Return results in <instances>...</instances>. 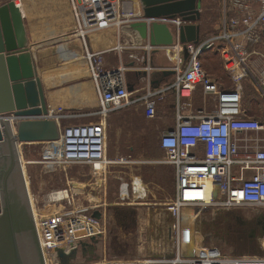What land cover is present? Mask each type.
Returning a JSON list of instances; mask_svg holds the SVG:
<instances>
[{"label": "built area", "instance_id": "obj_1", "mask_svg": "<svg viewBox=\"0 0 264 264\" xmlns=\"http://www.w3.org/2000/svg\"><path fill=\"white\" fill-rule=\"evenodd\" d=\"M9 1L21 2L0 0V5ZM69 3L76 34L86 48L90 32L110 26L120 28L142 19L126 1L69 0ZM161 20L169 22L178 36L185 23L179 16ZM263 29L264 0H224L221 33L206 43L196 45L178 40L170 46L177 52L189 51L187 58L178 56L177 67L173 69L176 72L174 81L167 89L149 87L137 99L145 104L147 117L154 118L159 98L166 90L171 89L177 97L176 123L160 138L166 163L173 167L175 174L174 195L167 205L172 216L169 228L172 251L169 256L146 258L143 264H264V246L262 255L227 256L218 247L196 239L199 218L211 210L264 206V118L250 115L243 103L246 79L253 81L264 93V68L258 75L253 74L249 57L254 52L247 46L264 41ZM216 40L222 41L219 49L232 73V87H223L207 73L202 63V53ZM88 61L101 118L95 122L61 125L60 137L46 142L43 157L52 169L66 164L87 165L92 177L103 182L110 164L133 161L124 157L109 158L107 119L128 107L131 93L138 89L134 87L129 91L125 68L107 69L95 53H88ZM197 89L213 101L212 110L187 111L185 105L188 103L182 99H192ZM54 116L63 122L73 118L63 110H57ZM0 118L16 121L14 115L0 114ZM124 183L129 193V183L123 182L121 194ZM66 199L69 197L62 200ZM35 219L37 224V215ZM102 219L94 214L71 211L62 219H55L56 224L49 225V234L44 235L41 228L39 236L45 257L52 253L57 257L56 248L60 245L71 246L81 240L101 237L105 232ZM61 224L60 229L56 228ZM75 232L78 234L70 236ZM65 238H71L69 243L64 244Z\"/></svg>", "mask_w": 264, "mask_h": 264}, {"label": "rangeland", "instance_id": "obj_2", "mask_svg": "<svg viewBox=\"0 0 264 264\" xmlns=\"http://www.w3.org/2000/svg\"><path fill=\"white\" fill-rule=\"evenodd\" d=\"M21 1L24 2V0ZM215 2L217 5L218 1ZM34 10L38 17L46 20L50 19L54 8L46 0H42ZM214 17L207 15V21ZM247 46L249 51L254 52L249 57L251 62L264 64V41L248 43ZM59 63L62 65L64 62ZM128 64L129 61L126 60L122 67L127 68ZM228 84L231 85L229 79ZM139 85L142 89L133 91L129 106L111 114L107 119L109 158L113 160L124 157L133 161L110 164L106 171V181L102 182L101 179L92 177L90 167L87 165L66 164L52 169L43 157L46 142L20 144L19 148L33 197V208L35 207L37 221L38 223L40 221L39 227L40 230L42 228L44 235L49 225L56 224L55 219H62L71 211L86 215L99 211L103 217L102 224L105 232L100 243L103 250L100 248L97 250L99 258L91 260L90 256L80 254L73 264H128L127 261L140 258L144 252L155 248L161 249V246H158V243H152V239L147 235L150 236L162 227L165 230L168 226L167 205L174 195L175 174L173 167L166 163V152L160 146V138L174 125L177 98H159L157 114L154 118H149L145 112V104L137 99L153 86L145 80ZM95 99L96 105L90 109L73 107L67 110L60 107L58 110L73 116L64 122L59 119L60 127L70 123L100 120L97 96ZM183 101L188 103L187 111L194 112L198 106L211 107L214 104L211 99L205 98L201 89L195 92L192 99L185 98ZM243 103L250 115L264 118V93L250 79L244 80ZM50 112L51 116L56 114L52 110ZM123 182L129 183V193L124 183L121 194L120 187ZM55 191H66L69 199L50 200V195ZM116 208L136 211L138 222L136 227L125 228L123 221L119 220L116 214ZM220 212L221 210H211L199 218L200 237L204 244L218 247L227 256H235L236 254L231 253L230 247L222 238L206 229V224ZM56 226L60 229L62 224ZM73 235L74 233L70 234L72 237ZM147 238L144 245L145 251H143L141 246ZM70 240L71 238H65L64 244L69 243ZM260 244L261 246L264 244V236L260 238ZM46 256L48 264H61L53 253L50 257L48 254Z\"/></svg>", "mask_w": 264, "mask_h": 264}, {"label": "water", "instance_id": "obj_3", "mask_svg": "<svg viewBox=\"0 0 264 264\" xmlns=\"http://www.w3.org/2000/svg\"><path fill=\"white\" fill-rule=\"evenodd\" d=\"M142 19L129 24L145 45L170 47L182 43H200L202 0H140ZM181 17L185 23L179 36L162 18ZM264 34V29H263ZM189 51L185 50V57ZM175 70L164 75L175 74ZM146 78L148 72H142ZM162 80H154L155 87ZM129 91L134 85L128 82ZM0 264H47L41 245L29 187L22 163L21 143H40L60 137V124L50 115L44 86L29 51L24 16L14 1L0 5ZM16 124V125H14ZM98 218L101 213H94ZM100 237L60 245L56 254L61 264H73L80 252L99 258ZM262 255L263 250L250 255Z\"/></svg>", "mask_w": 264, "mask_h": 264}, {"label": "crops", "instance_id": "obj_4", "mask_svg": "<svg viewBox=\"0 0 264 264\" xmlns=\"http://www.w3.org/2000/svg\"><path fill=\"white\" fill-rule=\"evenodd\" d=\"M41 1L24 0L23 8L25 11L23 16L29 51L33 55L37 75L42 80L48 107L50 111L52 110L55 113L60 107L67 110L73 107L90 109L96 105L95 97L97 95L89 68L88 53L97 54V57L104 62V66L107 69L122 67L126 60L129 61V67L125 68L126 79L138 91L141 88L138 84L144 80L154 87V80H162L158 87L167 89L174 81L175 75L166 76L164 72L177 67L178 56L186 58L184 52H177L171 47H158V50L154 51L145 43H142L144 42L143 39L130 28L129 24H125L119 29L117 26H110L90 32L87 36L86 48L81 37L75 33V20L69 0H46L54 8L50 19L46 20L41 19L40 16L38 17L34 10ZM121 1L128 2L132 11L138 16H142L143 9L140 0ZM215 1H218L217 5ZM201 12V18L197 21L201 28L200 42L206 43L222 31L224 0H202ZM230 13L233 14V12ZM207 15L215 17L208 22ZM221 43L222 41L220 40H216L215 43L213 41L211 46L202 53L201 60L208 74L214 77L223 87L228 88L234 85V79L232 73L226 67V62H224L220 52ZM59 62L64 63L60 65ZM250 67L253 74L258 75L264 64L262 62H251ZM145 71L148 72L146 78L142 76V72ZM220 71H223L228 76L231 85L228 84V79L225 82L222 81L224 80L223 78L217 76ZM164 97H176V94L169 89L163 93ZM187 106L188 104L185 105V107ZM213 107L214 105L211 107L201 105L197 109L204 108L208 112ZM175 123L176 119L174 125ZM123 219L125 220V218ZM168 220V226L165 230L162 227V229L157 232L154 231L150 236L147 235L152 239L151 242L158 243L157 245H160L161 249L155 248L144 252L140 258L127 261L128 264H143L146 258H161L170 255L172 242L169 236V228L172 216L169 212ZM136 224H138L137 220ZM136 224L132 227L135 228ZM143 233H141L142 237L145 238ZM146 233L148 234V231ZM103 235L100 237V243L103 240ZM196 239L201 241L200 234L196 235ZM145 240H148V238ZM146 242L141 246L143 251H145L144 245ZM100 243L97 250L99 248L103 250ZM89 259L92 260V256Z\"/></svg>", "mask_w": 264, "mask_h": 264}, {"label": "flooded vegetation", "instance_id": "obj_5", "mask_svg": "<svg viewBox=\"0 0 264 264\" xmlns=\"http://www.w3.org/2000/svg\"><path fill=\"white\" fill-rule=\"evenodd\" d=\"M115 210L119 220L124 221L123 224L127 229L136 224L134 210L123 208ZM206 227L225 241L231 253L237 256L250 254L262 249L260 238L264 236V206L223 209L206 224Z\"/></svg>", "mask_w": 264, "mask_h": 264}, {"label": "bare ground", "instance_id": "obj_6", "mask_svg": "<svg viewBox=\"0 0 264 264\" xmlns=\"http://www.w3.org/2000/svg\"><path fill=\"white\" fill-rule=\"evenodd\" d=\"M34 1V0H33ZM56 3V2H55ZM17 4V6H18V8L21 10V12L23 13L25 10H24V8H23V3H22V1L20 2H17L16 3ZM45 4V3H44ZM27 6V5H26ZM21 7V8H20ZM25 7V6H24ZM54 42V41H53ZM61 46V45H60ZM56 50V49H55ZM61 50V49H60ZM58 51V50H57ZM133 93V92H132ZM131 93V94H132ZM50 115H52V113L50 112ZM52 117H55V118H57L56 116H52ZM58 121V120H57ZM59 122V121H58ZM14 125H16V124H14ZM19 147H20V145H19ZM20 149V148H19ZM22 163H23V167H24V170H25V164H24V161H23V157H22ZM25 174H26V170H25ZM26 180H27V184L29 183L28 182V177H27V174H26ZM28 187H29V184H28ZM68 190V189H67ZM29 193H30V198H32L31 199V202L33 201V197H32V194H31V191H30V188H29ZM66 197H68V193L66 192V191H57V192H55L54 194H52V195H50V198L51 199H64V198H66ZM32 206H33V203H32ZM33 210H34V214L35 215H37V213H36V210H35V207L33 208ZM38 220V219H37ZM37 224H38V230H39V233H41V230H40V227H39V223H38V221H37ZM78 233L77 232H75L74 233V235L73 236H75V235H77ZM264 246V244L262 245V247ZM46 261H47V264H48V259H47V256H46Z\"/></svg>", "mask_w": 264, "mask_h": 264}, {"label": "trees", "instance_id": "obj_7", "mask_svg": "<svg viewBox=\"0 0 264 264\" xmlns=\"http://www.w3.org/2000/svg\"><path fill=\"white\" fill-rule=\"evenodd\" d=\"M208 73V72H207ZM219 78H223L224 80L222 81H225L227 82V79H228V76L223 72V71H220L219 74L217 75Z\"/></svg>", "mask_w": 264, "mask_h": 264}]
</instances>
